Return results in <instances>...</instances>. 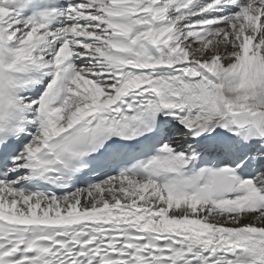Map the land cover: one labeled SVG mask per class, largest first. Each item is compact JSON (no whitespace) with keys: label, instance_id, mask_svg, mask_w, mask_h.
<instances>
[{"label":"snow or ice","instance_id":"6c2138e0","mask_svg":"<svg viewBox=\"0 0 264 264\" xmlns=\"http://www.w3.org/2000/svg\"><path fill=\"white\" fill-rule=\"evenodd\" d=\"M0 264H264V0H0Z\"/></svg>","mask_w":264,"mask_h":264}]
</instances>
